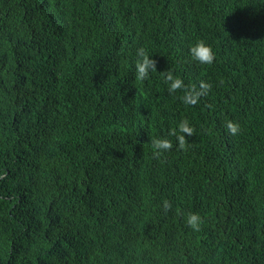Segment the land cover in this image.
Segmentation results:
<instances>
[{
    "label": "trees",
    "instance_id": "1",
    "mask_svg": "<svg viewBox=\"0 0 264 264\" xmlns=\"http://www.w3.org/2000/svg\"><path fill=\"white\" fill-rule=\"evenodd\" d=\"M0 264H264V0H0Z\"/></svg>",
    "mask_w": 264,
    "mask_h": 264
}]
</instances>
